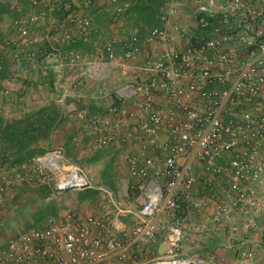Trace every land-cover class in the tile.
I'll return each instance as SVG.
<instances>
[{"label":"built area","instance_id":"built-area-1","mask_svg":"<svg viewBox=\"0 0 264 264\" xmlns=\"http://www.w3.org/2000/svg\"><path fill=\"white\" fill-rule=\"evenodd\" d=\"M109 1L111 20L118 25L131 3ZM90 3L84 0L85 6ZM154 19L144 33L121 42L123 60L155 45L152 74L118 87L103 115L75 108L67 113L80 126L74 145L83 138L92 150H100L126 144L130 135L138 140L139 154L126 151L123 160L132 177L146 180L141 221L115 236L102 218L68 208L59 218L48 217L41 229L9 238L0 250V264H222L214 256L184 253L189 213L209 209L215 223L241 218L246 232L264 218V0H163ZM43 24L49 31L32 36L31 30ZM11 28L15 36L0 42V60L3 49L11 48L14 72L23 68L22 49L40 44L45 59L57 54L62 59L54 64L57 78L81 72L100 94L110 95L116 41H92L91 19L71 2L27 0V13L13 19ZM77 42L91 44V57L64 49ZM26 55L37 70L40 62L33 53ZM132 122L133 133H122ZM5 166L0 167V210L7 188L21 183L49 185L56 194L90 187L78 164L59 148ZM166 213L170 218L163 225ZM241 227L231 224L230 232L239 233ZM160 231L163 251L154 254ZM137 244L141 262L133 251ZM236 264H254L253 252L241 249Z\"/></svg>","mask_w":264,"mask_h":264},{"label":"crops","instance_id":"crops-1","mask_svg":"<svg viewBox=\"0 0 264 264\" xmlns=\"http://www.w3.org/2000/svg\"><path fill=\"white\" fill-rule=\"evenodd\" d=\"M63 1L71 2L74 8L91 19L93 26L92 41L100 44L109 39L116 41L114 45L116 66L111 71L112 83L108 87L110 95L105 97L100 94L96 83L84 77L81 72L77 74L63 72L62 78H57L53 72L54 64L59 63L62 59L58 54L45 59L44 47L40 44L22 49L24 51L23 68L19 72H14L11 68L10 53L12 49L4 48L2 51L3 58L0 60V120L19 119L24 113L46 106L53 100L60 108L62 119L53 129L51 137L40 143L45 145L47 149L49 148L48 150L62 149L66 156L75 162L72 147L74 149H76L75 147H87L91 150L89 161L91 169H95V171L92 175L93 181L91 178L89 181L93 191L87 195H80L79 191H63L56 194L49 185L21 183L14 188H7L5 202L0 214L2 215L6 210L13 208L6 215L8 223L6 225L15 229L19 227L23 231L21 233H24L30 229H41L48 217L59 218L66 209L70 208L80 216L94 215L102 218L109 225L111 234L121 236L124 232L130 231L142 218L139 209L142 188L146 180L132 177L128 172L126 162L123 160V154L126 151L135 155L139 154L138 140L130 135L126 144L115 143L100 150H92L87 140L83 138L80 140V144L74 145L72 138L81 135L80 126L78 121L70 118L67 113L68 108H75L87 110L91 115H103L106 106L114 100V92L118 87L133 85L152 74L150 63H153L157 58L155 45L142 47L139 56L133 60H123L121 58V42L130 34L144 33L145 28L154 23L155 9L163 0H126L131 3L130 8L136 2L144 4L150 2V5H154V15L144 27L135 25L134 16L129 11H126L121 17L118 25H114L111 20L113 5L109 0H91L88 6L84 5V0H60V2ZM26 13L27 0H16L14 5L7 2L0 4V42L15 36L11 22ZM54 16L58 19L60 12H55ZM53 26L54 28L57 27L56 24ZM47 30L49 31L47 24L37 25L31 30V35L39 37L46 34ZM69 48L82 52L86 57H91L94 52L91 44L81 42L68 45L64 49ZM27 53H33L34 59L40 62L37 70L30 68V59L27 57ZM158 103L166 104L161 98L158 99ZM135 128V123L132 122L122 133L132 132ZM66 148H69L72 155L67 154ZM2 149V138H0V158ZM6 154L11 156L9 150L6 151ZM1 166L3 164L0 160ZM5 168L8 167L5 166ZM122 173L128 175L127 189H129V193L115 194L119 187V175ZM124 185L126 184L122 185V189ZM136 190H139L138 195H135ZM31 193H35V195L31 197ZM169 218L168 213L164 214L162 224L164 225ZM257 223L256 229L246 232L241 227L243 224L241 218L230 217L228 220L215 223L211 219V210H193L184 223L183 238H185V242L183 240V251L186 254H192L186 241H192L193 238L201 236L213 239L214 245H217V250L221 246L224 247L223 258L225 259L221 261L222 264H236L238 254L243 248L253 252L254 264H264V241H262L264 240V218L258 219ZM224 224L229 226V230L231 224H237L241 227L240 232L236 233V241L225 246L218 240L220 238L218 237L220 236V226ZM163 238V231H160L157 243L153 247L154 254H159V250L163 249ZM141 249L140 244H137L133 249L140 262L143 259Z\"/></svg>","mask_w":264,"mask_h":264},{"label":"trees","instance_id":"trees-1","mask_svg":"<svg viewBox=\"0 0 264 264\" xmlns=\"http://www.w3.org/2000/svg\"><path fill=\"white\" fill-rule=\"evenodd\" d=\"M136 2L128 11L133 14L134 23L144 27L154 15V5ZM62 117L60 108L50 101L46 106L33 109L20 116L19 119L9 121L0 120V138H2L1 164L7 167L13 163H22L31 158L44 154L48 149L40 142L51 137L53 129L60 123ZM11 156L6 155V151ZM68 155H72L66 148ZM139 190L135 191V195Z\"/></svg>","mask_w":264,"mask_h":264},{"label":"rangeland","instance_id":"rangeland-1","mask_svg":"<svg viewBox=\"0 0 264 264\" xmlns=\"http://www.w3.org/2000/svg\"><path fill=\"white\" fill-rule=\"evenodd\" d=\"M110 24V23H109ZM71 148V147H70ZM74 149L73 147L71 148V150L73 149L74 151V159L76 160L78 166L81 168L82 172L86 175V177L90 180V178L93 181V174L95 169H91V165H90V161H89V157L91 155V150H89L87 147H82V148H77ZM119 187L117 189V191L115 192L122 195L124 193H129V189H127V182H128V175L125 173H122L119 175ZM124 185L123 189H122V185ZM137 186V185H135ZM139 187V186H138ZM143 189V188H142ZM128 190V191H127ZM93 190H91V188H86L83 190H80L79 193L80 195H87L89 193H91ZM14 192V191H13ZM73 192V191H70ZM76 192V191H74ZM35 195V193H31V197H33ZM22 202V199H21ZM13 208H10L9 210H6L4 214H0V250L3 249L5 243L7 242V240L23 231H21V229H19V227L16 229L14 227H10L6 224L7 223V213ZM227 225V224H226ZM225 224L220 226V238H218V240H220V242L225 246V245H229L230 243H232L233 241H236L235 238H237V234H232V232H230L229 230V226H226ZM18 229V230H17ZM239 235V234H238ZM183 240L185 242V238L182 239V249H183ZM190 240V239H189ZM186 243L188 244V249L191 250L192 254H196V255H200V256H214L216 257L218 260L223 261V253L224 252V247L221 246L220 249H216L217 245H214V240L213 239H207L206 237H197V238H193L192 241H186ZM187 246V245H186ZM208 246V247H207Z\"/></svg>","mask_w":264,"mask_h":264},{"label":"water","instance_id":"water-1","mask_svg":"<svg viewBox=\"0 0 264 264\" xmlns=\"http://www.w3.org/2000/svg\"><path fill=\"white\" fill-rule=\"evenodd\" d=\"M162 251H163V249L161 248V249L159 250V253H162Z\"/></svg>","mask_w":264,"mask_h":264}]
</instances>
